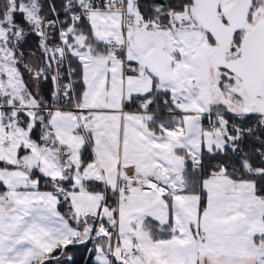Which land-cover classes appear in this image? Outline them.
<instances>
[{"label": "snow or ice", "instance_id": "snow-or-ice-1", "mask_svg": "<svg viewBox=\"0 0 264 264\" xmlns=\"http://www.w3.org/2000/svg\"><path fill=\"white\" fill-rule=\"evenodd\" d=\"M0 264H264V0H0Z\"/></svg>", "mask_w": 264, "mask_h": 264}]
</instances>
